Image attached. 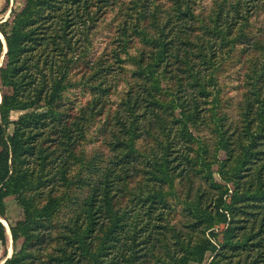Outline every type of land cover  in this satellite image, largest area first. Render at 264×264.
<instances>
[{"label":"trees","instance_id":"trees-1","mask_svg":"<svg viewBox=\"0 0 264 264\" xmlns=\"http://www.w3.org/2000/svg\"><path fill=\"white\" fill-rule=\"evenodd\" d=\"M261 14L264 0L13 6L0 20L3 264H264Z\"/></svg>","mask_w":264,"mask_h":264},{"label":"rangeland","instance_id":"rangeland-1","mask_svg":"<svg viewBox=\"0 0 264 264\" xmlns=\"http://www.w3.org/2000/svg\"><path fill=\"white\" fill-rule=\"evenodd\" d=\"M22 0H10L9 2V9L5 12L2 13L1 10L4 8L5 4H6V0H2V2L0 3V20L3 21L6 18L10 17V12H11V8L13 6H16L18 4H21ZM112 19V16L109 14L107 16V19L101 24L99 25L96 34H94V48L95 50H99L100 48H102L107 40V37L112 33L113 28H111L110 26V20ZM260 20H264V14H261L260 19H257L256 23L258 25V22H260ZM2 36V35H1ZM2 39L4 41L5 44V50L7 45L5 43V40L2 36ZM4 50V53H5ZM238 52L235 53V55L237 56ZM3 58V57H2ZM4 59H2L3 61ZM230 69L229 71L225 72L224 74V79L227 83V85H234L237 86L238 85V77H237V72L239 73V71L241 72L242 70H239V66L236 64V62L234 61V64L229 66ZM229 88H233V87H229ZM229 94H239L240 90L237 89H232L231 91H229ZM69 95H72V99H74V101H76V103L78 105L83 104L84 102H86L87 100V96H84L80 91L76 89H72L71 91H69ZM77 94V95H76ZM76 95V96H75ZM0 102H1V95H0ZM75 103V102H74ZM75 103V105H76ZM19 112H13L12 113V119H16L19 116ZM97 126V125H96ZM95 126V128H96ZM88 148H91L88 146ZM6 202L8 204V216L12 221H16L18 219H20L22 217V209L18 206V204L16 203L14 197L10 196L6 199ZM0 219L6 224L7 226V242L6 244H2L0 243V264H3L5 262V260L14 252V246H13V239H12V235L9 229V225L8 222L4 219L1 218ZM211 260V256L207 255L205 261L201 264H209Z\"/></svg>","mask_w":264,"mask_h":264},{"label":"water","instance_id":"water-1","mask_svg":"<svg viewBox=\"0 0 264 264\" xmlns=\"http://www.w3.org/2000/svg\"><path fill=\"white\" fill-rule=\"evenodd\" d=\"M6 49H7V47H6ZM6 51H7V50H5V53H6ZM1 98H2V97H1ZM9 257H10V256H9Z\"/></svg>","mask_w":264,"mask_h":264}]
</instances>
